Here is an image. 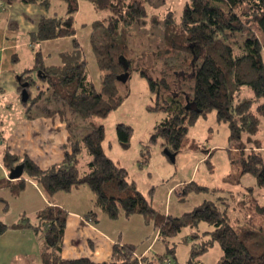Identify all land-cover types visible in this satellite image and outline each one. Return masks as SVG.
Wrapping results in <instances>:
<instances>
[{"label": "trees", "instance_id": "trees-1", "mask_svg": "<svg viewBox=\"0 0 264 264\" xmlns=\"http://www.w3.org/2000/svg\"><path fill=\"white\" fill-rule=\"evenodd\" d=\"M62 1L65 15L53 12L42 16L30 39L43 43L72 37V48L58 52L56 63H47L41 49L36 50L31 67L22 72L18 85L29 83L28 100L21 101L26 111L41 101L53 100L58 105L43 114L25 115L34 118L57 114L69 130L71 149L59 163L45 169L27 156L18 157L5 150L2 163L7 170L23 165L21 177L15 180V194L24 187L25 178L36 183L47 197L87 186L93 194L94 207L85 215L87 219L97 221L98 211L113 220L136 215L144 224H152L157 240L166 243L182 229L197 228L200 222H206L212 226L205 231L208 242L193 247L188 262L200 264L197 254L217 242L221 256L214 264H264V203L254 200L251 221L242 225L230 219L226 207L212 201H204L181 215L160 213L135 183L127 180L126 168L105 154L103 124H93L90 131L75 140L66 116L68 110L82 119L105 118L127 96L119 94L118 84L136 72L146 77L150 88L164 100V115L154 126L152 140L162 138V146L175 154L185 145L188 129L197 119L214 111L217 120L227 124L230 140L246 135L254 143L252 148L241 143L237 154L231 155V162L239 164L242 173L253 174L264 190V159L259 152V140L251 139L259 129L260 116L264 115V53L259 36H264V0H185L180 9L170 7L160 17L151 16L147 21V2L151 0H85L96 11L108 13L106 18L90 24L92 55L97 68L104 71L99 84L87 76V60L76 37L74 17L79 0ZM15 2L38 4L45 10L52 4V0H0V10ZM148 23L153 25V31L147 40H129L128 26L140 28ZM156 67L159 76L153 78L149 73ZM36 70H41L39 78L43 84L32 96L30 87L37 82L30 73ZM243 88L251 92L249 96H241ZM20 91L18 87L19 97ZM132 131L128 124L116 125L121 147L130 146ZM82 148L90 160L86 172L79 174L78 156ZM4 186L2 179L0 189ZM256 217L262 223L257 225ZM66 219L65 209L46 205L35 213L34 223L25 214L14 224L0 219V235L9 228H30L39 234L40 264H171L165 253L149 256L138 253L135 244L124 242L113 245L107 261L65 259L61 252ZM166 253L174 255V247ZM172 264L180 263L174 260Z\"/></svg>", "mask_w": 264, "mask_h": 264}, {"label": "rangeland", "instance_id": "rangeland-1", "mask_svg": "<svg viewBox=\"0 0 264 264\" xmlns=\"http://www.w3.org/2000/svg\"><path fill=\"white\" fill-rule=\"evenodd\" d=\"M184 1H148V17L145 20H149L151 16L160 17L170 7L178 10ZM53 12H57L59 16L65 15V4L62 0H52V4L46 10V13L52 15ZM107 14L104 11H96L90 2L79 0V8L74 17V26L77 29L76 37L81 45L82 55L87 60V76L95 84H99L104 71L97 68L92 55L89 43L90 24L94 20L106 18ZM126 29L129 40L135 41L139 38L147 40L151 31H153V25L148 23V25H143L140 28L128 26ZM259 36L263 41L264 53V36L262 34ZM27 39L31 40L30 37ZM72 46V37L35 43L34 47L25 45L19 48L21 57L18 66L20 67L23 63L27 67L31 66L34 53L39 49H41L47 63H56L58 62L57 53L69 50ZM37 72L38 70L30 73L37 82L36 85L30 87L32 96L35 95L38 88L41 89L43 84ZM159 72V68L156 67L149 75L156 78L159 76ZM118 90L120 95L127 94V96L105 118L82 119L67 110L66 116L70 125V134L75 140L90 131L93 124H103L105 133L102 148L105 154L126 168L127 180L134 182L136 188L160 213L181 215L204 201H212L216 202L221 208L226 207L232 221L240 225L251 221V205L254 200H257L260 204L264 203V190L258 186L256 177L253 174L242 173L240 165L231 162V155L237 154L241 143H245L248 147L254 146V143L248 141V136L243 135L239 140H230L227 124L218 121L213 111L206 117H199L188 129L187 141L174 154V161H172L171 157L164 153L165 147L162 146V138L151 139L154 126L164 115L162 112L163 96L157 95L150 88L147 78L136 72H132L128 80L118 84ZM250 93L246 88H243L241 96H249ZM5 99L4 102H1L0 107V132L3 133L7 130V135L4 134L3 136L4 140H13V146L22 151L23 146L18 145V139L10 135L11 132L20 127L21 123L18 121L27 113L41 114L44 111L57 108L58 105L53 100L41 101L38 106H31L26 111L18 93L14 96L6 95ZM55 115L58 117L57 114ZM259 119V129L255 135L251 136V139L259 140V152L264 159V115L260 116ZM62 123L66 126L65 121H62ZM118 123H125L133 128L128 148L121 147L117 140L116 125ZM66 131V151L69 152L71 142L68 139L69 130L67 126ZM61 148L63 154H65L63 145ZM25 150L34 154L33 148L29 145L25 147ZM50 154L52 155V150ZM78 159L79 174H83L87 170L90 155L82 148ZM44 162L42 164H45ZM59 162L57 161V163ZM8 178H0V180L4 179L5 183V186L0 189V199L3 198L6 201H3V199L0 201V209L1 206L6 205L7 201L11 207H19L17 201L6 190L10 189L6 182V180L9 181ZM85 191L91 193L87 186H82L79 193L66 194L60 192L58 198L61 197L60 200L64 203L65 208L75 209L87 214L92 206L86 197L87 193L85 195ZM30 196L31 194H29ZM219 202H223V204H219ZM16 209L18 210V208ZM17 210L8 214V220H11ZM25 215L30 218L32 223L35 222L34 215ZM97 219L99 228L113 231L117 237L121 234L120 240L122 242H134L138 253L145 250V253L149 256L155 255L156 257L157 254L165 253L171 264L174 260L180 264H191L188 262L190 250L193 247L198 248L201 244L207 243L209 235L205 231L212 229V226H209L206 222H200L197 228L186 227L166 243L157 240L152 224H143L139 216L134 215L128 219L120 216L113 220L99 212ZM254 222L257 225L262 223L258 217L254 219ZM248 225L250 226V223ZM30 230L35 242L33 245L32 243L29 245V252L33 251V247L38 248L37 239L39 238V234H36L32 229ZM171 247H174V255L166 253L167 249ZM220 256L219 244L214 242L209 245L207 250L197 254L196 261H199L200 264H214ZM6 261L7 257L0 256V264H7ZM16 262L21 264L25 261L24 258H20L19 261L14 263ZM153 264H157V261H154Z\"/></svg>", "mask_w": 264, "mask_h": 264}, {"label": "crops", "instance_id": "crops-1", "mask_svg": "<svg viewBox=\"0 0 264 264\" xmlns=\"http://www.w3.org/2000/svg\"><path fill=\"white\" fill-rule=\"evenodd\" d=\"M1 11L0 103L6 100V95L14 96L18 93V77H20L25 69L31 67H27L24 63L20 67L18 66V64L20 65L21 57L19 48L25 45L34 47L35 43L27 38L35 33L41 17L47 14L46 10L38 4H25L21 2L8 4ZM1 105L2 103L0 107ZM18 122L21 123L20 127L11 132L10 135L18 139V145L23 146L22 151L17 150V147L13 146V140H4L3 136L4 134L5 136L7 135V130L3 133L0 132V178L8 177L9 173V170L2 163V155L5 150L18 157H29L42 169L62 160L64 156L61 148L62 145L64 147L63 150L66 152L67 131L59 116L57 117L55 114L50 116L38 115L34 118H28L25 115ZM27 145L33 148L34 154L25 150ZM51 150L52 155L50 154ZM43 161H45V164H42ZM15 180L9 179L8 186L11 188L6 190L17 201L19 207H11L7 201L6 205L1 206L0 219L5 223L14 224L18 221L21 214L25 213L29 216H35V213L46 205H54L65 209L67 211V219L61 252L63 258L75 259L86 257L94 262L107 261L111 256L113 245L116 242H122L120 240L121 234L117 237L113 231L99 228L98 219L94 222L87 219L86 214L78 210L65 208L64 203L60 200L61 197L58 198L59 194H61L60 192L47 197L36 183L25 178L24 187L15 194L13 190V188H17V181ZM80 188L65 193L77 194L80 192ZM86 193L85 191V195ZM29 194H31L30 197ZM86 197L92 206L90 210H92L94 208L92 192L87 193ZM3 201L5 200L3 199ZM14 210H17L16 214L11 220H8V214ZM99 212H97L96 217H98ZM30 231V229L9 228L0 235V256L7 257V264H19L18 262H14L19 261L20 258H24L25 261L21 264H40V238L37 239L38 248L33 247V251L29 252V245L31 243L33 245L35 242ZM124 243L134 244L132 241H124ZM142 253H145V250Z\"/></svg>", "mask_w": 264, "mask_h": 264}, {"label": "water", "instance_id": "water-1", "mask_svg": "<svg viewBox=\"0 0 264 264\" xmlns=\"http://www.w3.org/2000/svg\"><path fill=\"white\" fill-rule=\"evenodd\" d=\"M41 70H38V75L40 74ZM121 80H125V75H123V78ZM18 81H19V77H18ZM28 81L25 82H21L19 87H21V91H20V98L21 101L26 102L28 100L29 97V93L27 91V87H28ZM164 153L169 155L171 157V160L174 161V154L169 152L166 148L164 149ZM23 173V165L22 164H18L16 166H14L13 168L9 169V173H8V177L9 179H19L21 177Z\"/></svg>", "mask_w": 264, "mask_h": 264}]
</instances>
